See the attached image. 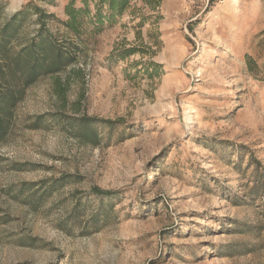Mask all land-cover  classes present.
Segmentation results:
<instances>
[{
	"label": "rangeland",
	"instance_id": "obj_1",
	"mask_svg": "<svg viewBox=\"0 0 264 264\" xmlns=\"http://www.w3.org/2000/svg\"><path fill=\"white\" fill-rule=\"evenodd\" d=\"M28 1L0 0V27ZM34 1L66 20L70 0ZM133 8L157 16L136 26L128 13L85 35L77 62L18 105L0 143V264H264V214L245 202L247 152L264 165V0ZM151 61L159 66L148 72ZM60 110L122 123L99 146L57 122L27 126ZM63 174L73 176L41 205L27 202L25 183ZM93 186L120 190L117 217L88 235L65 233L58 222Z\"/></svg>",
	"mask_w": 264,
	"mask_h": 264
},
{
	"label": "trees",
	"instance_id": "obj_2",
	"mask_svg": "<svg viewBox=\"0 0 264 264\" xmlns=\"http://www.w3.org/2000/svg\"><path fill=\"white\" fill-rule=\"evenodd\" d=\"M137 0H70L64 7L66 20L59 19L54 13L44 7L28 1L13 13L0 27V143L11 132L18 120V105L25 97L27 88L37 83L41 78L59 74L78 60L79 45L84 36L100 32L104 27L117 23L126 14L131 15L136 26H144L157 15L142 12L132 8ZM216 0H210L213 4ZM152 9L160 5V0H143ZM29 21L37 24L35 31L28 35L25 26ZM58 21L72 34L75 40L53 31L50 22ZM77 39V40H76ZM79 41V42H78ZM137 49H121L119 56H128ZM158 63L147 64V71L156 69ZM57 122L62 128L84 144L101 145L104 140H112L114 130L122 123L121 119H106L88 114H67L62 110L27 117V126L33 129L41 128L43 122ZM107 134V137H104ZM235 165L241 167L244 152L238 150ZM247 169L251 172L245 175L248 190L245 199L247 203H256L264 214V165L254 152H247ZM72 174L51 177L25 183L29 195L27 202L41 205L72 178ZM23 189L17 194H23ZM120 190L103 189L93 186L86 194L74 196L75 202L70 213L58 222V227L67 234H74L81 229L82 235H88L101 230L117 217L115 211L116 199ZM37 238L30 237L27 242L34 243Z\"/></svg>",
	"mask_w": 264,
	"mask_h": 264
}]
</instances>
